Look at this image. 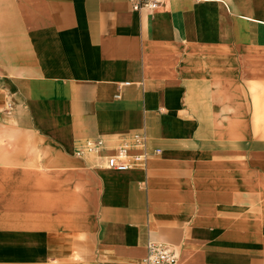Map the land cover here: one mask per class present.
<instances>
[{
	"label": "crops",
	"instance_id": "1",
	"mask_svg": "<svg viewBox=\"0 0 264 264\" xmlns=\"http://www.w3.org/2000/svg\"><path fill=\"white\" fill-rule=\"evenodd\" d=\"M136 133L160 154L105 167ZM148 241L264 264V0H0V264H140Z\"/></svg>",
	"mask_w": 264,
	"mask_h": 264
},
{
	"label": "built area",
	"instance_id": "2",
	"mask_svg": "<svg viewBox=\"0 0 264 264\" xmlns=\"http://www.w3.org/2000/svg\"><path fill=\"white\" fill-rule=\"evenodd\" d=\"M164 0H131L132 9L138 12L157 10ZM105 143L96 140L88 143L86 149L79 153L82 155L96 156ZM137 153L132 154L131 151ZM160 154V150L150 151L147 139L143 134H133L129 138L120 137L112 152L104 158L105 167L117 171H126L131 168H145L148 159ZM178 254L169 244L159 241H148L146 254L140 264H178Z\"/></svg>",
	"mask_w": 264,
	"mask_h": 264
},
{
	"label": "rangeland",
	"instance_id": "3",
	"mask_svg": "<svg viewBox=\"0 0 264 264\" xmlns=\"http://www.w3.org/2000/svg\"><path fill=\"white\" fill-rule=\"evenodd\" d=\"M8 112V111H7Z\"/></svg>",
	"mask_w": 264,
	"mask_h": 264
}]
</instances>
